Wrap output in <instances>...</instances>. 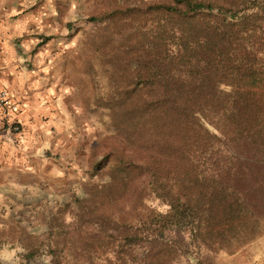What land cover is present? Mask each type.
Instances as JSON below:
<instances>
[{"label": "rangeland", "instance_id": "1", "mask_svg": "<svg viewBox=\"0 0 264 264\" xmlns=\"http://www.w3.org/2000/svg\"><path fill=\"white\" fill-rule=\"evenodd\" d=\"M12 1L10 27L19 33H12L10 42L39 98L37 103L29 98L28 108H36V115L28 118L37 116L31 129L21 119L24 100L0 85L5 92L0 106V264H54V259L57 264H115L90 237L92 231L102 225L111 239V220L143 218L150 210L168 208L139 173L125 181L109 173L115 156L124 160L141 145L123 124L119 108L138 70L136 57L146 46L145 37L165 24L150 5L168 0ZM256 56L254 66L264 71V58ZM262 91L264 121V86ZM46 124L49 133L41 128ZM256 142L244 159L253 173L239 187L240 244L220 251L209 264H264V143ZM172 264L189 263L182 257Z\"/></svg>", "mask_w": 264, "mask_h": 264}, {"label": "trees", "instance_id": "2", "mask_svg": "<svg viewBox=\"0 0 264 264\" xmlns=\"http://www.w3.org/2000/svg\"><path fill=\"white\" fill-rule=\"evenodd\" d=\"M150 12L165 24L145 37L119 108L141 145L109 173H139L168 208L111 220V239L102 225L90 237L115 264H209L240 244L239 187L253 173L245 150L264 143V71L253 64L264 58V0H168Z\"/></svg>", "mask_w": 264, "mask_h": 264}, {"label": "crops", "instance_id": "3", "mask_svg": "<svg viewBox=\"0 0 264 264\" xmlns=\"http://www.w3.org/2000/svg\"><path fill=\"white\" fill-rule=\"evenodd\" d=\"M14 2L12 0H0V85L6 86L10 89L11 95L22 98L25 103V112L22 115V123L28 125L31 129L34 124L33 118H28V114L36 115V108H28L29 98L31 103L38 102V91L35 89L33 78L25 65L20 62L18 52L10 39L13 34H18V30H13L10 27L11 14L14 9ZM22 23H27L22 21ZM20 29V27L16 28ZM31 89V90H30ZM31 107V105H30ZM36 122V121H35ZM36 127V123L34 124ZM45 128L44 133H49V124L42 125ZM2 149L3 142L0 137V168H2ZM1 172V170H0Z\"/></svg>", "mask_w": 264, "mask_h": 264}, {"label": "built area", "instance_id": "4", "mask_svg": "<svg viewBox=\"0 0 264 264\" xmlns=\"http://www.w3.org/2000/svg\"><path fill=\"white\" fill-rule=\"evenodd\" d=\"M4 95H5V92H3L2 90H0V106H1V103L4 101L3 100Z\"/></svg>", "mask_w": 264, "mask_h": 264}]
</instances>
